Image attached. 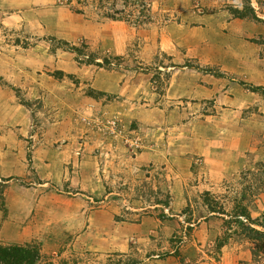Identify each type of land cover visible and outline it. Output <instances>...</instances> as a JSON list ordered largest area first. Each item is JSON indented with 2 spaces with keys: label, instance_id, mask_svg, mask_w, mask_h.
<instances>
[{
  "label": "rangeland",
  "instance_id": "rangeland-1",
  "mask_svg": "<svg viewBox=\"0 0 264 264\" xmlns=\"http://www.w3.org/2000/svg\"><path fill=\"white\" fill-rule=\"evenodd\" d=\"M11 1L22 0H0V72L12 74L0 76L12 98L2 99L12 117L0 120V246L38 247L39 264H264V241L247 238L234 223L248 226L246 214L264 216V0H250L260 21L232 15L242 9L240 0H212L213 8L208 0H23L32 11L26 17L9 11L18 7ZM189 11L196 18L216 11L234 22L230 33L218 29L243 64H233L228 79L216 67L174 64L156 42L140 37L157 18L177 22ZM59 16L67 34L50 31L49 19ZM205 20L201 26L212 29L215 22ZM86 22L117 38L125 27L135 37L120 41L124 55L92 52L80 34ZM56 51L65 58L59 66L71 65L66 72L83 79L68 75L51 89L48 81L62 73L46 55ZM22 71L32 85L16 77ZM191 71L227 79L199 117L136 127L132 114L152 103L145 99L162 106L172 79ZM86 72L126 81L141 100L121 105L124 98L86 89ZM38 75L46 95L72 89L83 101L64 111L40 99ZM16 108L30 120H17ZM250 117L256 134L235 137L232 130ZM107 121L115 122L113 131Z\"/></svg>",
  "mask_w": 264,
  "mask_h": 264
},
{
  "label": "crops",
  "instance_id": "crops-1",
  "mask_svg": "<svg viewBox=\"0 0 264 264\" xmlns=\"http://www.w3.org/2000/svg\"><path fill=\"white\" fill-rule=\"evenodd\" d=\"M37 1V0H35ZM210 8H213L212 0H208ZM25 1H14L9 2L8 4L11 5H18L17 9H10L9 11L13 12H19L26 15L28 12V9H26L27 5L24 4ZM162 4H160L161 6ZM164 10L163 8H155V10ZM191 11V10H190ZM190 11L185 12L184 18L175 21L165 22L163 23L161 19L157 18V23L154 24V27L150 28L148 31L144 32L140 37L145 40V43L148 41L156 42L157 46L160 48L161 52L164 53L167 57L171 58L172 62L174 64H181L185 61H193V64L198 65L199 67L209 66V67H216L220 74L224 75L227 78V74L233 73L234 67L238 66L241 67L243 64L238 63L235 60V54L234 50L229 49V45L227 43L228 36L223 34V36L219 35L218 29H227V33L229 32L228 26L234 22H230V24L223 18V16L215 11L210 12L207 14V16H204L203 18H196L190 16ZM49 13V12H48ZM47 13V14H48ZM31 15V14H29ZM55 19V22L50 20V31H56V34L62 33L67 34V29L65 28V25L63 24L62 18L60 16L58 18L52 17ZM207 19L209 23L212 21V29L211 26L209 27H203V20ZM206 21V20H205ZM43 22V21H42ZM46 20L44 21V23ZM225 22L227 24L225 25ZM169 23V24H168ZM194 24H200V26H193ZM215 25V27H214ZM84 31L85 29L81 27ZM124 29V30H123ZM121 30L122 34L121 36ZM81 31L80 34L82 35V38L86 40V45L88 48L95 52L97 49L100 48H107L108 50L112 51L113 55L115 56H121L126 53V48H122L121 42L124 44L126 41H131L132 38L135 37L132 32H128L126 28L121 27L119 28L120 31V37L117 38L116 34L113 32L107 31V29L104 28V25H98L93 24L92 22H86V33ZM53 35V34H52ZM126 35V36H125ZM225 40H227L225 42ZM127 43V42H126ZM130 43V42H129ZM144 43V46H145ZM232 46V45H231ZM147 46H145V51L147 50ZM54 54V53H53ZM62 55L58 54V51L55 52L54 55L49 56L46 55V60L51 61L54 60V64L57 63L56 68H54L55 72L62 73V77L58 78L56 77V80L48 81L51 83V89H58L56 86L57 84L62 85L61 83H64L65 79L68 75H76L74 71H68L67 69L72 68L70 66L61 67L60 61L58 62V58ZM65 59V58H62ZM141 59V58H140ZM146 61L152 60L151 58H144ZM57 60V61H56ZM237 65H233L236 64ZM234 66V67H233ZM86 72V89H90L93 91H100L105 96H109L110 98L112 96H116L117 99L124 98L121 101V105L125 103H130L131 100L135 101L138 97L137 93L139 92L138 88H135L133 85L128 84L126 81L123 83L120 82V79H115L112 74H108L107 72H98V74L95 76L93 74H90ZM29 76L30 79H34L30 73H26L25 71L21 72V75H16V77L19 79V81H23L22 85H32L33 83L30 82L31 80L25 82V77ZM0 76L3 78V81L12 79V74L9 71L0 72ZM24 79H23V78ZM76 77V76H74ZM41 75H38L35 82V95L41 94L42 97H36L40 98L42 100L48 101L50 99V103H54L57 106L60 107V109H64L71 111L74 108H76L77 104H81L83 100L76 99V96H74L72 89L67 90L65 93L66 96H64L63 89L60 93V90L53 91L50 95H46V92L42 91V85L40 80ZM83 77L77 76L76 79H80ZM226 78H222V80L212 77L209 74L199 75L195 71H191L188 74H181L180 76L176 77L175 79H172V82L169 84V86L165 90V94L163 97H166V102L159 106L158 103H154L151 99V96H148L145 100L148 102H152L149 106L148 111H138L135 112V114H132V120L134 121L136 127L143 128V126L148 127H155V126H164L168 120H176V118H179L184 115H197L199 109L201 107L204 108V103L207 100H210L213 96H215V93L217 91V85L218 83L222 84V81H227ZM85 79V78H84ZM2 81V80H1ZM90 82V84H89ZM26 83V84H24ZM23 87V86H22ZM85 89V90H86ZM79 90V89H78ZM225 90V89H224ZM223 90V93L225 91ZM60 94V95H59ZM58 95V96H56ZM85 95V93H84ZM62 97V99H59V97ZM64 96V97H63ZM84 98V97H83ZM128 98V99H127ZM2 99L7 100V102H10L12 99L9 95L8 91L0 86V120H8L12 115L10 116L9 112H7L5 109L7 108L6 104H2ZM10 99V100H9ZM130 99V100H129ZM88 99H86L87 101ZM129 100V101H128ZM141 100V98H140ZM144 100V99H143ZM230 103H234V98L230 100ZM88 102V101H87ZM90 102V100H89ZM87 103L92 104V103ZM48 105V102H46ZM115 103L109 102V106H113ZM175 105H180L179 107H175ZM240 105V102L238 103ZM80 106V105H79ZM110 108V107H109ZM173 108V110H172ZM240 109V108H239ZM7 112V113H6ZM73 112V111H72ZM146 113L145 115L143 113ZM23 110L16 108V116H19L17 120H30V115L27 113L22 114ZM74 113V112H73ZM8 115L10 117H8ZM192 119L196 120L195 117ZM235 119V118H234ZM237 120V119H236ZM256 120L255 118H247L245 120H242V122L236 126L234 130H232L233 134L237 138H242L241 136L244 134H256L254 131V128L256 126ZM24 123V122H23ZM27 123V121H26ZM241 125V128L239 127ZM90 153L89 151H87ZM90 155H87L89 157ZM85 212H82V215ZM169 261V260H168ZM166 264V263H165Z\"/></svg>",
  "mask_w": 264,
  "mask_h": 264
},
{
  "label": "trees",
  "instance_id": "trees-1",
  "mask_svg": "<svg viewBox=\"0 0 264 264\" xmlns=\"http://www.w3.org/2000/svg\"><path fill=\"white\" fill-rule=\"evenodd\" d=\"M235 1V0H226ZM243 2L241 10H233L232 15L236 19H249L253 21H260L257 17L256 11L251 5L250 0H240ZM76 52L78 55H82V52L77 49H70ZM88 65L94 63V59L89 57ZM105 65H108L105 63ZM9 181V180H5ZM245 219L248 221V226H244L238 220L234 223L242 229L244 235L253 241H264V216L261 221L252 220L249 215L246 214ZM254 227H258L261 230H256ZM42 261V256L38 247L33 245H9L0 246V264H39Z\"/></svg>",
  "mask_w": 264,
  "mask_h": 264
},
{
  "label": "built area",
  "instance_id": "built-area-1",
  "mask_svg": "<svg viewBox=\"0 0 264 264\" xmlns=\"http://www.w3.org/2000/svg\"><path fill=\"white\" fill-rule=\"evenodd\" d=\"M86 120H89L86 118ZM108 128H110L111 131H113V128L115 127L114 121H107Z\"/></svg>",
  "mask_w": 264,
  "mask_h": 264
}]
</instances>
